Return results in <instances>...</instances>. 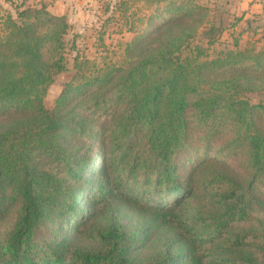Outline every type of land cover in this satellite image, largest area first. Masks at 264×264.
<instances>
[{
	"label": "trees",
	"instance_id": "trees-1",
	"mask_svg": "<svg viewBox=\"0 0 264 264\" xmlns=\"http://www.w3.org/2000/svg\"><path fill=\"white\" fill-rule=\"evenodd\" d=\"M5 1L0 264H264V46L209 57L205 4L120 0L146 26L102 61L50 3Z\"/></svg>",
	"mask_w": 264,
	"mask_h": 264
},
{
	"label": "rangeland",
	"instance_id": "rangeland-1",
	"mask_svg": "<svg viewBox=\"0 0 264 264\" xmlns=\"http://www.w3.org/2000/svg\"><path fill=\"white\" fill-rule=\"evenodd\" d=\"M42 0H27V2H39ZM52 5V10L66 12L72 24V30L68 35L69 40H74L75 49L99 60H107L121 63L124 60L125 42L132 39L135 31L128 28L132 25L137 31L142 32L146 22L137 18L144 16L148 8H140V5H130L127 10L119 8L120 0H44ZM210 8L209 19L216 26L223 28L217 35L215 42L208 44V37L200 29L194 45H199L204 54L214 57L227 49L251 48L264 46V11H251V4L242 5L240 0H196ZM262 4V3H261ZM15 6L5 0H0V12L14 11ZM248 13V14H247ZM71 60L69 66L72 67ZM72 76L71 72H64L56 77L45 98L47 107L55 104V99L60 94L65 81ZM249 97L253 102L264 101V92H251ZM232 169H238V175L244 172L243 165L231 159ZM83 199V195L80 197Z\"/></svg>",
	"mask_w": 264,
	"mask_h": 264
},
{
	"label": "crops",
	"instance_id": "crops-1",
	"mask_svg": "<svg viewBox=\"0 0 264 264\" xmlns=\"http://www.w3.org/2000/svg\"><path fill=\"white\" fill-rule=\"evenodd\" d=\"M240 2H241L242 5H245L246 2H247V4H250V2H252V4H251L252 5L251 6V11L252 12L257 11L256 8H258V11H264V0H240ZM51 6L52 5L49 6V10L52 11L53 13H56V14L66 13V12L54 11V10H52V7Z\"/></svg>",
	"mask_w": 264,
	"mask_h": 264
}]
</instances>
